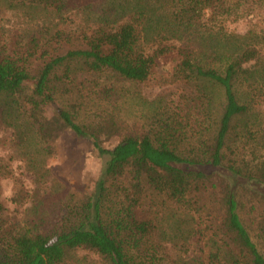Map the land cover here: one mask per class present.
Masks as SVG:
<instances>
[{"label":"trees","instance_id":"1","mask_svg":"<svg viewBox=\"0 0 264 264\" xmlns=\"http://www.w3.org/2000/svg\"><path fill=\"white\" fill-rule=\"evenodd\" d=\"M3 1L57 19L76 4ZM104 2L83 9L77 46L64 55L57 47L73 39L62 30L41 27L22 43L0 37V125L28 169L45 178L65 130L98 168L90 192L70 197L47 229L15 217L26 199L15 180L12 213L0 195V264H66L78 250L94 257L79 264H264L240 217L243 200L261 203L262 216L248 222L264 239V119L255 115L264 104V30L226 29L264 14V0ZM168 56L176 58L168 80L184 92L147 130L127 132L111 112L87 114L115 96L104 79L148 83Z\"/></svg>","mask_w":264,"mask_h":264},{"label":"rangeland","instance_id":"2","mask_svg":"<svg viewBox=\"0 0 264 264\" xmlns=\"http://www.w3.org/2000/svg\"><path fill=\"white\" fill-rule=\"evenodd\" d=\"M113 1L115 2V0ZM74 3L76 4L75 7H71L72 11L64 14L63 18L57 19L34 9L15 11L8 8L3 0H0V37L2 42H26L30 36L37 34L41 27L50 28V34L56 30H62L71 33L73 39L72 43L57 47L56 53L64 55L77 46L79 40L77 34L80 33L79 31L87 19V16L82 14L83 9L89 6L100 7L105 2L104 0H76ZM252 27L264 30V14L260 13L257 17L230 24L226 29L242 35ZM175 65L176 58L172 56L159 60L151 80L144 84L117 81L110 77L104 79L100 83L103 87L113 84L115 96L109 105L99 107L89 105L87 114L100 113L101 111L111 112L114 116L119 117L125 131L141 133L147 130L154 121V116L174 108L175 104L179 102L181 89L184 92V86L170 83L168 80ZM76 79L79 84L82 83L86 87L92 82L91 77L83 78L81 75ZM72 87H76V84ZM64 99L65 97L60 99L61 103ZM257 111L258 113L255 115H261L260 119H264V104ZM240 124L242 125V122ZM70 135L71 133L67 130L61 133L54 146L53 154L44 162L45 178L39 181L28 169L22 153H19L14 147L11 141V130L0 125L1 201L7 207L8 212L12 213L14 205L10 204V199L14 193V181H20L26 192V199L14 215L25 226L46 223L42 229H47L52 216L58 213L61 206L67 203L70 197L76 199L84 197L92 189L98 171L97 163L85 154L86 152L77 151L72 147L69 140ZM245 154L250 155V151H246ZM151 196V192H146L144 202L149 204ZM155 200L158 202L159 198ZM243 205L240 217L245 221L259 252L264 255V239L258 238L257 235L260 232L255 227L251 228L248 222V217L251 221H258L262 216L261 203L256 202L257 206L255 207L249 199H245ZM93 258L88 253L78 250L69 257L66 264H79V260Z\"/></svg>","mask_w":264,"mask_h":264},{"label":"clouds","instance_id":"3","mask_svg":"<svg viewBox=\"0 0 264 264\" xmlns=\"http://www.w3.org/2000/svg\"><path fill=\"white\" fill-rule=\"evenodd\" d=\"M6 195H8V193H6Z\"/></svg>","mask_w":264,"mask_h":264}]
</instances>
